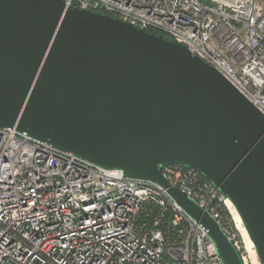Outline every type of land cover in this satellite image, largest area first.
Returning a JSON list of instances; mask_svg holds the SVG:
<instances>
[{
    "label": "water",
    "instance_id": "1",
    "mask_svg": "<svg viewBox=\"0 0 264 264\" xmlns=\"http://www.w3.org/2000/svg\"><path fill=\"white\" fill-rule=\"evenodd\" d=\"M0 127L164 186L223 264H245L163 173L198 170L231 200L264 264V115L184 45L64 0H0Z\"/></svg>",
    "mask_w": 264,
    "mask_h": 264
},
{
    "label": "built area",
    "instance_id": "2",
    "mask_svg": "<svg viewBox=\"0 0 264 264\" xmlns=\"http://www.w3.org/2000/svg\"><path fill=\"white\" fill-rule=\"evenodd\" d=\"M64 1L184 45L264 115V0ZM163 173L237 247L229 198L194 168L169 165ZM0 264L223 262L164 186L0 127Z\"/></svg>",
    "mask_w": 264,
    "mask_h": 264
},
{
    "label": "bare ground",
    "instance_id": "3",
    "mask_svg": "<svg viewBox=\"0 0 264 264\" xmlns=\"http://www.w3.org/2000/svg\"><path fill=\"white\" fill-rule=\"evenodd\" d=\"M226 204L230 210L232 218H233V220L237 226V229L241 232V235L243 238L244 247H245V251H246V258L244 259V263L245 264L246 263L258 264L259 259H258V254L256 252L254 243L251 240L249 233H248L247 229L245 228L239 213L237 212L235 206L233 205V203L231 202L230 199L227 200Z\"/></svg>",
    "mask_w": 264,
    "mask_h": 264
},
{
    "label": "rangeland",
    "instance_id": "4",
    "mask_svg": "<svg viewBox=\"0 0 264 264\" xmlns=\"http://www.w3.org/2000/svg\"><path fill=\"white\" fill-rule=\"evenodd\" d=\"M233 222V227H234V231H235V234H236V237H237V248L243 258V261L244 259L246 258V251H245V247H244V242H243V238H242V235H241V232L237 229V226L235 225V222L234 220H232ZM258 259H259V263L258 264H262L261 261H260V258L258 256ZM246 264H249V263H246Z\"/></svg>",
    "mask_w": 264,
    "mask_h": 264
}]
</instances>
